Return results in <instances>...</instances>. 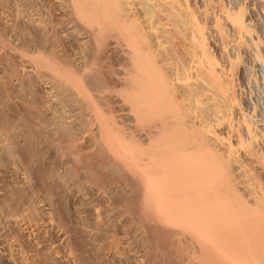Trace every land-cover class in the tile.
I'll list each match as a JSON object with an SVG mask.
<instances>
[{"label":"bare ground","instance_id":"6f19581e","mask_svg":"<svg viewBox=\"0 0 264 264\" xmlns=\"http://www.w3.org/2000/svg\"><path fill=\"white\" fill-rule=\"evenodd\" d=\"M0 264H264V0H0Z\"/></svg>","mask_w":264,"mask_h":264}]
</instances>
